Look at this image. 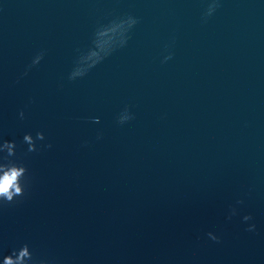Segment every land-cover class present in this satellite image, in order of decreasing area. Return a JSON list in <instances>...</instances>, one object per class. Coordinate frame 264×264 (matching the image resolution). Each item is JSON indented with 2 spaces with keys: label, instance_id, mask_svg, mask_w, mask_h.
<instances>
[{
  "label": "water",
  "instance_id": "1",
  "mask_svg": "<svg viewBox=\"0 0 264 264\" xmlns=\"http://www.w3.org/2000/svg\"><path fill=\"white\" fill-rule=\"evenodd\" d=\"M210 3L0 0V138L28 169L24 196L0 207V251L264 264V0H218L205 17ZM125 106L133 119L117 124Z\"/></svg>",
  "mask_w": 264,
  "mask_h": 264
},
{
  "label": "clouds",
  "instance_id": "2",
  "mask_svg": "<svg viewBox=\"0 0 264 264\" xmlns=\"http://www.w3.org/2000/svg\"><path fill=\"white\" fill-rule=\"evenodd\" d=\"M218 0H212V3L208 5V8L205 12V17L211 15L215 7H218ZM137 22V19L132 16H127L125 19L120 20L119 24L116 27L127 26L130 28ZM114 31V28H103L97 31V37L104 36L107 32ZM124 39L121 38L120 43L122 44ZM103 42L97 41V49L102 48ZM43 56V52L37 53L31 60V64L36 65ZM95 57L99 59L97 51L90 50L87 57L82 59H90ZM171 57V52L168 55L164 56V60H167ZM96 60L93 59L92 63H95ZM27 69L25 70L26 74ZM83 75V71L77 67L70 74L69 79H73L77 76ZM19 116L23 118V111L19 112ZM133 119V114L129 111L128 107L125 106L116 117L117 124H124ZM93 123H99L100 117L94 116L91 117ZM45 139V134L43 131H36L35 136L30 132H25L23 134L22 140L27 145L28 152L38 151L37 141H43ZM99 139V134L97 135ZM43 147H51L50 144H45ZM16 156V141L11 139L0 138V207L16 202L19 198L23 197L28 186V169L25 163L21 160L15 158ZM237 203H242L238 200ZM236 209L232 208L231 214L234 215ZM242 221L252 220L251 213L244 214L241 217ZM256 229L255 223H248L246 226L247 231H254ZM206 235L213 241H219L220 237L215 235L213 232L209 231ZM0 264H53L52 260L48 257L39 256L36 254L35 250L31 247L28 241H22L18 246H15L10 249V251L5 254L0 251Z\"/></svg>",
  "mask_w": 264,
  "mask_h": 264
}]
</instances>
